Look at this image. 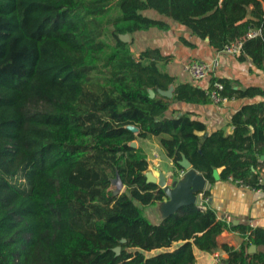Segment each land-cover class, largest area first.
I'll return each mask as SVG.
<instances>
[{"label":"trees","instance_id":"1","mask_svg":"<svg viewBox=\"0 0 264 264\" xmlns=\"http://www.w3.org/2000/svg\"><path fill=\"white\" fill-rule=\"evenodd\" d=\"M148 9L209 37L217 50L262 28L241 53L264 68L260 0H0V152L11 168L22 161L10 173L0 169V264H195L197 249L213 251L221 232L237 228L198 204L158 223L145 214L166 194L148 183L147 156L131 145L138 138L158 137L179 169L185 156L207 180L224 167L222 178L252 187L259 175L252 166L264 152L253 147L264 142V101L235 113L231 134L208 132L191 116L165 115L176 100L211 99L191 83L164 95L174 77L158 67L159 51L138 55L120 38L168 26L144 15ZM215 80L227 97L257 92ZM117 174L125 186L119 195L111 189ZM243 234L239 249L223 246L226 262L264 264V253L248 251L264 241V231L248 227Z\"/></svg>","mask_w":264,"mask_h":264},{"label":"crops","instance_id":"2","mask_svg":"<svg viewBox=\"0 0 264 264\" xmlns=\"http://www.w3.org/2000/svg\"><path fill=\"white\" fill-rule=\"evenodd\" d=\"M260 1L264 9V0ZM253 8V4L246 7L247 18L252 17ZM143 14L162 20L168 26L125 33L123 34L124 40L132 43L133 51L138 55L148 48L159 51L161 59L157 61L158 67L174 77V82L169 87V89L172 88L171 97H173L176 86L182 83H191L207 89L211 81L216 78L229 80L234 90L255 89L257 91L256 94L247 96L233 93L226 96L227 100L220 104L212 101L198 103L176 100L165 113L166 116L187 115L200 119L206 123L208 132L223 129L227 134L233 133L235 129L232 123L233 115L246 105L264 101V68L256 64L252 56L248 54L230 55L213 48L209 37L201 38L193 34L190 28L156 10H144ZM215 57L219 58V66L205 79L195 81L185 69V66L193 59L211 61ZM158 146L161 148L159 143ZM253 147L254 153L257 154V149L264 147V142L258 145L253 143ZM257 155L259 164L256 168L252 166V170L258 174L264 169V152ZM223 168H218L219 179L207 180L205 190L210 191L208 201L205 203L204 195L201 194L196 204L211 207L220 220H224L225 215L230 216V224L237 228L221 232L217 236L218 248L213 251L206 252L197 249L196 256L199 264H229L226 262L229 253L224 249V245L239 249L249 233L248 231L247 234H243L244 228L264 231V188L252 189L229 178L224 179L221 176ZM185 177L184 174L181 179L184 180ZM248 251L249 253H264V241L251 243ZM215 254L220 256L223 263L216 260Z\"/></svg>","mask_w":264,"mask_h":264},{"label":"water","instance_id":"3","mask_svg":"<svg viewBox=\"0 0 264 264\" xmlns=\"http://www.w3.org/2000/svg\"><path fill=\"white\" fill-rule=\"evenodd\" d=\"M120 38L122 40L125 39V37L123 38L122 36H120ZM154 94L155 92L152 91V95ZM163 94L171 97L172 88L163 91ZM128 128H130L134 132H137L139 130L135 126H128ZM131 145L137 147V142L133 141ZM179 164L182 166L183 170H185L186 177L184 180L180 179L179 181H173L172 186L168 185V180L164 171H160L158 177L151 170L146 171L145 173L148 183H156L165 191L167 195V199L161 201L163 215L162 219L176 213L183 206L196 204L199 195L203 193L207 184V178L204 176V174L196 170L185 156H183L182 160L179 161ZM174 172L175 171L172 170L169 173L174 174ZM213 176L216 179L220 178L218 168L213 170ZM112 183L117 186L114 191L115 195L121 194L124 183L119 174H117L116 177L112 180ZM123 241H126V239H123ZM116 250L119 253L120 247H117Z\"/></svg>","mask_w":264,"mask_h":264},{"label":"built area","instance_id":"4","mask_svg":"<svg viewBox=\"0 0 264 264\" xmlns=\"http://www.w3.org/2000/svg\"><path fill=\"white\" fill-rule=\"evenodd\" d=\"M261 34H262V28L250 29L242 38L226 43L224 47L221 49V51L230 55H240L245 40L257 37ZM218 66H219V58L215 57L211 61H201L198 59H193L185 66V69L193 80L199 81L207 78L211 73L215 71V69ZM223 89H224L223 83L218 80H215L213 83H210L209 87L207 88V95L210 97L213 103L220 104L227 100V97L222 94ZM229 179L252 189H262L264 188V169H262L259 172L257 187H252L249 184L244 183L242 180H235L231 176L229 177ZM201 194L203 195L204 193ZM207 201H208V197L204 198V202L206 203ZM200 206L205 208V206H203L202 204ZM223 221L230 224L231 217L225 215ZM215 258L220 263H223L221 262L220 256L218 254H215ZM195 264H199V263L196 262Z\"/></svg>","mask_w":264,"mask_h":264},{"label":"rangeland","instance_id":"5","mask_svg":"<svg viewBox=\"0 0 264 264\" xmlns=\"http://www.w3.org/2000/svg\"><path fill=\"white\" fill-rule=\"evenodd\" d=\"M124 38L123 34H120ZM106 42H111L110 37H102ZM137 147H141L144 151V154L147 156V160L149 162L148 170L153 171V173L158 177L160 171H164L167 180L168 185L172 186L173 181L180 180L181 177L185 174V170L179 169L174 162H171L170 158L165 154V152L159 148V138H150V139H143L138 138L136 140ZM22 164V161L18 163V166ZM17 166V167H18ZM16 167V168H17ZM16 168H11L5 161L2 153L0 152V169L5 171L6 173H10ZM174 170V174H170L169 172ZM115 177H113L114 179ZM116 185L112 184L111 189L115 191ZM125 189V186L123 187L122 191ZM166 194V193H165ZM167 199V195L164 197V200ZM163 200V201H164ZM145 214L155 223H158L160 219L162 218V205L161 202H157L153 205H148L144 207Z\"/></svg>","mask_w":264,"mask_h":264}]
</instances>
